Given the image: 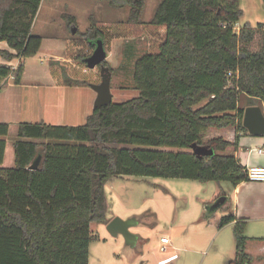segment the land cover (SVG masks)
I'll return each instance as SVG.
<instances>
[{
	"label": "trees",
	"instance_id": "trees-1",
	"mask_svg": "<svg viewBox=\"0 0 264 264\" xmlns=\"http://www.w3.org/2000/svg\"><path fill=\"white\" fill-rule=\"evenodd\" d=\"M40 3L0 0V41L13 50L0 49V58H21L15 84L22 60L41 45L32 33ZM124 3L130 11L120 28L143 25V0H110L113 7ZM241 14L237 0H160L147 26L163 32L151 42L153 51L133 64L137 96L93 108L81 125L18 123L9 167L1 165L8 124L0 122V264H88L90 224L107 221L104 184L112 177L213 180L231 188L249 181L234 152L239 133H248L244 108L264 102V24L239 26ZM69 22L74 25V18ZM83 35L91 50L98 38L105 44L93 16ZM10 72L0 62V90ZM61 82L79 85L70 78ZM211 128H232L234 137L214 135ZM192 144L214 153L198 156ZM37 156L38 167L30 169ZM234 220L224 215L218 227ZM245 225H233L234 256L226 264H264V237L244 235Z\"/></svg>",
	"mask_w": 264,
	"mask_h": 264
},
{
	"label": "rangeland",
	"instance_id": "rangeland-1",
	"mask_svg": "<svg viewBox=\"0 0 264 264\" xmlns=\"http://www.w3.org/2000/svg\"><path fill=\"white\" fill-rule=\"evenodd\" d=\"M237 1L242 10L237 25L249 23L256 27L257 23H264L262 0ZM143 2V25L126 26L123 31L120 27L126 23L130 11L127 3L113 7L110 0H41L32 24V33L42 38L41 45L35 54L23 59L22 87L9 91L14 86L13 80L9 79L6 87L0 91V121L8 123L5 136L8 158L12 153V143L17 138V124L20 121H39L43 115L45 121L53 124L81 125L86 122L96 96L89 84L100 82L98 67L83 70L82 56L87 57L93 51L87 47L83 35L91 16L101 24L105 33V61L112 70V101L122 102L138 95L132 79L134 61L141 54L153 51L151 42L163 32V28L156 32L147 26L160 0ZM70 17L74 18V25L70 24ZM73 29H76L75 32H72ZM65 78L78 81L79 85H56ZM7 93L8 97L14 95L8 98ZM57 99H63L65 103L63 106L62 102L63 108L59 111L52 104ZM209 130L212 133L218 129ZM160 149L188 151L181 147ZM10 165H13L11 160L5 162L6 167ZM219 185L231 191L229 183L213 180L137 175L108 179L104 184L107 220L114 217L134 218L136 224L130 226V231L139 239L136 244L130 245L121 233L112 235L105 224L92 222L90 229L94 237L89 244L88 264H159L170 252H174L169 249L161 251L159 237L165 234L172 243L177 239H190L191 234L199 228L197 223L188 226L191 216L203 211L206 204H203L202 197L212 196ZM254 195L257 197L256 191ZM212 214L205 213L208 218ZM175 245L199 253L209 250L208 246H202L204 243L198 244V248L189 244ZM179 254H183V251Z\"/></svg>",
	"mask_w": 264,
	"mask_h": 264
},
{
	"label": "crops",
	"instance_id": "crops-1",
	"mask_svg": "<svg viewBox=\"0 0 264 264\" xmlns=\"http://www.w3.org/2000/svg\"><path fill=\"white\" fill-rule=\"evenodd\" d=\"M0 49H8L10 51H13L8 47L7 43L4 41H0ZM0 62L17 64L16 59H13L11 61H4L0 58ZM20 82L18 84L15 83L12 84L14 86H12V88H9V91H11V89L13 88L19 89L20 87H22V84ZM56 85L65 86L66 84L59 81ZM12 95L14 94H11L10 96ZM6 96L8 97V93ZM62 102L64 106L65 105L64 100L57 99L54 103H52L54 104L53 107L57 108L59 111V109L63 108ZM9 103L12 105L10 99H9ZM20 103L21 100L19 101V105ZM262 104L263 101H259L256 105L262 106ZM48 112L49 110L46 109V113ZM41 116H42L41 118L43 119H40L39 121H43L45 123H51L45 121L43 115ZM39 121L26 120L20 122H39ZM0 122H5V121H0ZM239 134L240 137L238 141V149L234 152V154L240 160L241 164L244 165L246 168L256 165L264 166V152L263 153L257 152L258 149L264 148V136L261 135L255 136L249 133L247 134L239 133ZM6 135L3 136L4 139ZM214 135H221L229 140H232L234 137V130L232 128L226 130H219L218 132L214 133ZM13 143H12V153L10 158H8L9 150L6 142L4 149V158L1 164L2 166H5V162L9 160H11V162H14ZM230 152H232L231 149H229L226 153H230ZM228 190L229 189H224L223 186L219 185V188L216 189V191L213 193L212 196L208 195L207 197L206 196L202 197L201 200L203 204L207 205L221 195L226 196V199L222 204L224 208L222 209V211L219 212L216 209L215 211H213L212 216L208 218L205 215L206 211L204 205L202 211L203 213L197 212L196 214L192 215L191 221L188 223V226L197 223V225H199V228H197V230H195V232L191 234L190 239H177L175 243H172L171 239H169L170 243L165 244L160 242V237H159L158 243L161 251H166L167 249L174 251L173 253L170 252V254L167 257L163 259L161 258L162 260L159 262V264H226L227 261L233 258L234 256L233 225L236 220H245L246 225L244 228V235L254 236V237H264V181H251V180L243 181L238 185H236V187L231 188L230 192H228ZM254 191H256L257 197H255ZM230 213H232L236 217V220L226 223L221 227H218L219 219L222 216ZM109 220L110 219H108L107 222L103 224L106 225L109 222ZM161 236H167V235L163 234ZM138 239L139 237L136 238L134 244H136ZM203 243L204 245L202 246L209 247V250L205 251L204 253L203 252L199 253L197 250L187 249L186 247L180 249L179 246L175 245V244H189L190 246L198 248L199 247L198 244H203ZM163 247L164 249H162ZM181 251H183V254H179V252Z\"/></svg>",
	"mask_w": 264,
	"mask_h": 264
},
{
	"label": "water",
	"instance_id": "water-1",
	"mask_svg": "<svg viewBox=\"0 0 264 264\" xmlns=\"http://www.w3.org/2000/svg\"><path fill=\"white\" fill-rule=\"evenodd\" d=\"M73 29L72 32H75ZM107 56L103 41L98 38L94 42V48L92 53L85 58V65L89 69L98 67L100 74V82L90 83L89 86L96 92V96L93 102V108L104 106L112 101V95L110 92V82L112 72L108 65L104 64ZM264 103V102H263ZM242 125L247 132L255 136H264V115L259 105H250L244 108ZM191 150L198 156L212 155L214 150L205 145L192 144ZM40 158L37 156L33 162L29 165L30 169H36L39 165ZM226 196H219L211 203L205 205L206 212H213L222 206ZM136 223L134 218L122 219L120 217L112 218L107 224L106 228L112 235L121 233L126 243L134 245L137 236L132 233L129 228Z\"/></svg>",
	"mask_w": 264,
	"mask_h": 264
},
{
	"label": "built area",
	"instance_id": "built-area-1",
	"mask_svg": "<svg viewBox=\"0 0 264 264\" xmlns=\"http://www.w3.org/2000/svg\"><path fill=\"white\" fill-rule=\"evenodd\" d=\"M236 28L238 29L239 27L236 26ZM17 60V64H9L7 63V65H9L11 67V72L5 77L3 78L2 82H6L9 79H14V70L16 69L17 65L19 62H21V58H15ZM84 71L87 70V66H85L83 68ZM261 110L262 113L264 115V103L261 106ZM258 153H263L264 152V148H260L257 150ZM247 172H248V177L249 180L251 181H264V166L262 165H256V166H250L249 168H246ZM160 242L162 243H170L169 237L168 236H160ZM164 249V247L162 248Z\"/></svg>",
	"mask_w": 264,
	"mask_h": 264
}]
</instances>
